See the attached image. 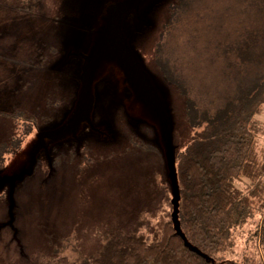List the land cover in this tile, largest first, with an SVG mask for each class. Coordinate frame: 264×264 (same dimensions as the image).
Instances as JSON below:
<instances>
[{
	"label": "rangeland",
	"instance_id": "obj_1",
	"mask_svg": "<svg viewBox=\"0 0 264 264\" xmlns=\"http://www.w3.org/2000/svg\"><path fill=\"white\" fill-rule=\"evenodd\" d=\"M121 1L0 0V177L29 163L37 131L68 124L84 104V57L102 38L108 6ZM177 1L148 0L139 19L128 11L120 20L127 46L164 104L176 167L201 130L189 120L188 100L198 114L212 110L238 91L245 72L257 73L255 62L245 69L228 64L233 43L258 24L256 9L246 0H189L186 13L172 7ZM167 29L176 38L169 41L166 32V49L155 54L154 41ZM154 56L165 59L155 63ZM93 71L96 133L81 126L77 137L47 140L52 151L66 143L78 151L61 155L53 173L42 150L34 174L17 183L13 203L9 185L0 187V264L89 255L101 247L104 232L171 209L167 198L177 194L156 113L125 80L111 50ZM259 113L264 133V108ZM260 143L263 152V136ZM263 216L233 229V247L210 261L264 264L255 235Z\"/></svg>",
	"mask_w": 264,
	"mask_h": 264
},
{
	"label": "trees",
	"instance_id": "obj_2",
	"mask_svg": "<svg viewBox=\"0 0 264 264\" xmlns=\"http://www.w3.org/2000/svg\"><path fill=\"white\" fill-rule=\"evenodd\" d=\"M246 3L256 9L258 24L245 29L241 41L234 39L228 65L245 69L255 62L257 73L249 77L245 72L238 91L212 110L198 114L188 100L193 108L189 120L201 130L179 154L178 167L175 164L178 191L166 202L171 209L104 232L95 253L75 259L45 256L40 264H213L210 258L220 259L233 247L232 230L264 213V151L258 150L262 136L264 141L258 116L264 108V0ZM188 4L189 0H178L172 7L186 13ZM60 149L44 151L48 168L54 169L61 155L78 151L67 143ZM259 202L261 209L256 207ZM255 235L264 251V216Z\"/></svg>",
	"mask_w": 264,
	"mask_h": 264
},
{
	"label": "water",
	"instance_id": "obj_3",
	"mask_svg": "<svg viewBox=\"0 0 264 264\" xmlns=\"http://www.w3.org/2000/svg\"><path fill=\"white\" fill-rule=\"evenodd\" d=\"M147 1L148 0H124L112 3L108 6L107 23L102 32V38L97 46L92 49L90 54L84 57L85 62L81 74L82 94L85 98L84 104L81 105L79 110L74 114L70 123L64 124L49 132H39L32 152L30 153L29 163L25 167L11 174L5 173L0 177V187H5L6 185L10 187L9 199L12 203L14 201L17 183L22 182L26 176L33 175L38 161V154L42 150L49 154L50 145L47 144V140L62 139L69 134L77 137L82 123H87L91 128L94 130L96 129L91 117L94 105V95L92 93L93 65L105 52L110 50L120 63L125 80L146 100L158 117L160 131L166 144V157L170 171L169 176L172 180L175 193L177 194V172L175 158L173 156L170 123L166 115L164 104L159 98L155 87H153L148 78L141 72L139 61L127 46L120 24L122 14L132 9L135 10V15L139 19L140 7Z\"/></svg>",
	"mask_w": 264,
	"mask_h": 264
},
{
	"label": "flooded vegetation",
	"instance_id": "obj_4",
	"mask_svg": "<svg viewBox=\"0 0 264 264\" xmlns=\"http://www.w3.org/2000/svg\"><path fill=\"white\" fill-rule=\"evenodd\" d=\"M170 7V6H169ZM141 8V7H140ZM131 12H133L134 14H135V10L134 9H132V10H130ZM166 32L168 33V39H169V41L170 40H172L173 38H176V36L175 37H173V35L171 34V32L172 31H169L168 29L166 30V31H162L161 32V35H160V37H158V38H162V40L161 41H159L158 42V40H157V42L155 43V41H154V44H153V49H154V47H155V51L156 50H158V48L159 47H162V49H166V40H165V36H166ZM157 52L158 51H156L155 52V54H157ZM162 59L164 60L165 58L162 56ZM163 60H159V58H155V56L153 57V61L155 62V63H158L159 61L162 63L163 62ZM84 62H85V59H84ZM84 62H83V64H84ZM160 63V65H162ZM83 71V70H82ZM74 116V115H73ZM36 117V116H35ZM70 123V122H69ZM34 124H35V126L36 127H38V122L34 119ZM94 125L95 126H97L96 124H95V122H94ZM81 126H85V127H87V128H89L91 131H93V132H95L96 133V131L93 129V128H91L87 123H82L81 124ZM81 126H80V130H81ZM85 127H83V128H85ZM82 128V129H83ZM80 130H79V132H80ZM40 131H37V136H38V133H39ZM72 136V135H71ZM36 139H37V137H36ZM50 147V146H49ZM35 171V170H34ZM34 174V173H33Z\"/></svg>",
	"mask_w": 264,
	"mask_h": 264
}]
</instances>
